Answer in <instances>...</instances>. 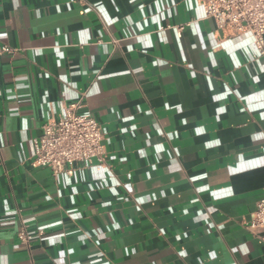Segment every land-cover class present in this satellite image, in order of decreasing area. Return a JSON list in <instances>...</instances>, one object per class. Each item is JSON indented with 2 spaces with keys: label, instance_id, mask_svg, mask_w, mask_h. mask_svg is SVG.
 I'll list each match as a JSON object with an SVG mask.
<instances>
[{
  "label": "crops",
  "instance_id": "obj_1",
  "mask_svg": "<svg viewBox=\"0 0 264 264\" xmlns=\"http://www.w3.org/2000/svg\"><path fill=\"white\" fill-rule=\"evenodd\" d=\"M4 43L0 264H264L248 227L264 198L250 34L195 0H0ZM80 96L105 162L32 166L43 123Z\"/></svg>",
  "mask_w": 264,
  "mask_h": 264
},
{
  "label": "built area",
  "instance_id": "obj_2",
  "mask_svg": "<svg viewBox=\"0 0 264 264\" xmlns=\"http://www.w3.org/2000/svg\"><path fill=\"white\" fill-rule=\"evenodd\" d=\"M195 1L202 6L205 16L213 19L217 29L229 34H250L254 43L251 59H264V0ZM182 27L177 26L179 35ZM12 50L6 43L0 45V53ZM81 106L80 96L75 102L63 106L57 119L43 123L41 133L32 140V166H45L58 173L67 163L91 164L95 160L96 164L102 165L105 162L102 128L90 113L78 111ZM248 227L264 242V198L256 202ZM18 236L22 240L29 238L22 230Z\"/></svg>",
  "mask_w": 264,
  "mask_h": 264
}]
</instances>
